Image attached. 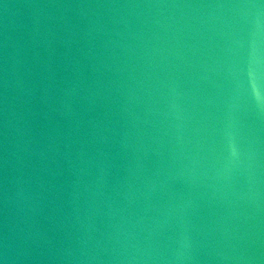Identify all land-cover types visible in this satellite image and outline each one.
<instances>
[{"label":"water","instance_id":"water-1","mask_svg":"<svg viewBox=\"0 0 264 264\" xmlns=\"http://www.w3.org/2000/svg\"><path fill=\"white\" fill-rule=\"evenodd\" d=\"M0 264H264V0H0Z\"/></svg>","mask_w":264,"mask_h":264}]
</instances>
